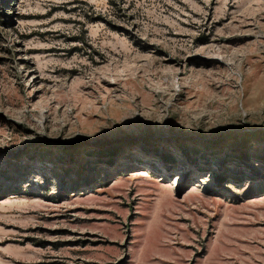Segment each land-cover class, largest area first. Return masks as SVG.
Wrapping results in <instances>:
<instances>
[{"label": "rangeland", "instance_id": "374dc122", "mask_svg": "<svg viewBox=\"0 0 264 264\" xmlns=\"http://www.w3.org/2000/svg\"><path fill=\"white\" fill-rule=\"evenodd\" d=\"M0 264H264V0H0Z\"/></svg>", "mask_w": 264, "mask_h": 264}]
</instances>
